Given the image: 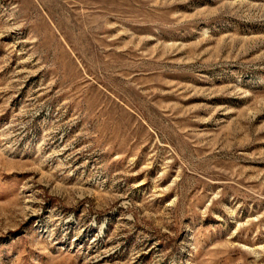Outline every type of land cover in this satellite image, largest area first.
Wrapping results in <instances>:
<instances>
[{
	"label": "rangeland",
	"instance_id": "374dc122",
	"mask_svg": "<svg viewBox=\"0 0 264 264\" xmlns=\"http://www.w3.org/2000/svg\"><path fill=\"white\" fill-rule=\"evenodd\" d=\"M0 264H264V0H0Z\"/></svg>",
	"mask_w": 264,
	"mask_h": 264
}]
</instances>
